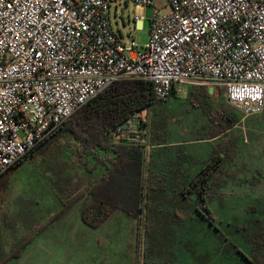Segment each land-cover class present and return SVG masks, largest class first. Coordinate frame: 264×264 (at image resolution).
<instances>
[{
    "label": "built area",
    "instance_id": "2783aa9c",
    "mask_svg": "<svg viewBox=\"0 0 264 264\" xmlns=\"http://www.w3.org/2000/svg\"><path fill=\"white\" fill-rule=\"evenodd\" d=\"M131 2L155 8L142 51L113 31L118 0H0V176L123 79L150 83L158 100L221 88L233 111L264 114V0H166L164 16ZM129 125L115 139L143 146Z\"/></svg>",
    "mask_w": 264,
    "mask_h": 264
},
{
    "label": "rangeland",
    "instance_id": "374dc122",
    "mask_svg": "<svg viewBox=\"0 0 264 264\" xmlns=\"http://www.w3.org/2000/svg\"><path fill=\"white\" fill-rule=\"evenodd\" d=\"M153 1L161 16L170 12L166 0ZM154 11L153 7L136 6L131 0H118L117 9L111 10L113 31L117 35L121 33L124 40L132 33L142 51L149 39ZM136 18H143L138 30H135ZM189 87L200 88L179 87L178 94L166 99L159 111L151 116L149 111L140 115L138 122L127 126L126 132L143 140L141 145L146 147L151 162L154 155L169 160L177 155L181 163H190V169L193 166L191 173L216 152L222 161L206 195L217 218L216 224L220 220L229 222L234 232L237 225H249L256 219L264 222V114L243 117L228 106L239 116V122L221 139L211 140L206 134L208 127L202 109L188 99ZM209 90L214 95L215 89ZM139 123L141 127L147 125V130L139 127ZM149 130L153 140L148 137ZM31 155L0 181L2 245H8L6 238L12 237L14 241L27 238L32 228H35L33 233L39 232L32 236L22 257L9 264H241V257H231L224 243L215 246L216 237L208 235L198 220L188 222L189 212L179 209L177 186L170 185L168 180L186 171L185 165L179 166L185 170L173 172L167 178L163 177L168 174L166 171L153 174L151 198L160 210L159 216H154L158 228L141 239L139 260L136 222L125 213L117 212L98 229L82 223L80 212L84 205L74 202L71 196L84 190L90 182L89 176L74 169L53 146L43 147L29 158ZM64 204H70V210L61 214ZM172 208L178 209L181 219L172 218ZM47 222L48 227L40 230ZM242 234L237 231L235 240L225 232L229 242L233 240L235 245L239 241L236 248L246 252L247 232Z\"/></svg>",
    "mask_w": 264,
    "mask_h": 264
},
{
    "label": "trees",
    "instance_id": "16d2710c",
    "mask_svg": "<svg viewBox=\"0 0 264 264\" xmlns=\"http://www.w3.org/2000/svg\"><path fill=\"white\" fill-rule=\"evenodd\" d=\"M188 89L189 101L202 109L209 139H221L224 134L236 127L240 118L228 107L221 88L215 89L214 95L205 87ZM177 94L178 89L174 88L169 97ZM222 99L224 103L221 102ZM164 101L166 100L156 98L153 87L144 80L117 81L81 107L51 136L10 169L18 166L30 154L32 155L29 158H32L41 148L53 146L60 151L65 160L74 165V169L92 176L80 194L71 196L76 203L87 200L80 212L82 223L89 228L98 229L117 212L125 213L136 222V256H139L140 260L141 239L145 235L150 236L155 228H158L154 216L155 214L159 216L160 211L151 198L154 177L151 156L144 146L130 145L124 140L118 141L114 135L129 123L138 122L136 119H139L143 110L147 109L150 116L152 112L159 111ZM141 128L147 130L148 126L143 125ZM199 129L196 132H199ZM148 134L149 139L153 140L154 136L150 130ZM221 161L222 157L213 152L211 158L199 165L197 171L191 173V169L187 168L180 175H176L175 179L168 180L170 185L177 186L175 190L180 196L179 209L189 212L188 222L198 220L200 227L206 230L208 235L213 234L216 237L215 246L224 243L229 248L231 257L235 255L241 257V264H264V222L256 219L255 223L249 225H237L234 232L229 222L220 220L219 225L216 224L217 218L213 215L206 195L208 187L214 184V174ZM9 170L0 176V181ZM182 177L185 181L180 183ZM1 189L2 187L0 191ZM172 209V218L174 216L181 219L178 209ZM68 210L70 204H64L61 214ZM48 225L49 222L40 230L46 229ZM33 231L35 228H32L27 238L19 241H14L12 237L6 238L7 246H3L1 242L4 239H0V264H9L22 257L32 236L39 233L38 230L35 233ZM226 231L233 235L235 240L237 231L243 234L247 232V253L236 248L239 241L235 245L233 240L229 242L225 235Z\"/></svg>",
    "mask_w": 264,
    "mask_h": 264
},
{
    "label": "crops",
    "instance_id": "0c3cea01",
    "mask_svg": "<svg viewBox=\"0 0 264 264\" xmlns=\"http://www.w3.org/2000/svg\"><path fill=\"white\" fill-rule=\"evenodd\" d=\"M143 21V20H142ZM142 21L140 22H135V30H138L141 28L142 26ZM121 37H123V39L125 38L121 33H120ZM152 167L155 168V171H153L154 174H159L158 171L163 174L164 171H166L168 174H163L165 176V178L171 176V174L173 172L179 171L180 169L185 170V168L183 166L179 167L180 165H185V167L189 168V164L188 163H181L179 161V159L175 156L174 159L169 160L167 157L166 158H162L159 155H154L152 158ZM199 169V165L196 167L197 171ZM153 170V169H152ZM191 170L193 171L194 168L193 166L191 167ZM90 177V181L92 176L91 175H87ZM86 199H84L83 201L79 202L78 204L80 205H85L86 204Z\"/></svg>",
    "mask_w": 264,
    "mask_h": 264
}]
</instances>
